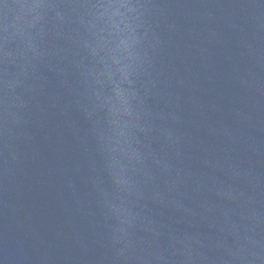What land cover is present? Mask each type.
<instances>
[{
    "label": "water",
    "instance_id": "obj_1",
    "mask_svg": "<svg viewBox=\"0 0 264 264\" xmlns=\"http://www.w3.org/2000/svg\"><path fill=\"white\" fill-rule=\"evenodd\" d=\"M0 264H264V0H0Z\"/></svg>",
    "mask_w": 264,
    "mask_h": 264
}]
</instances>
